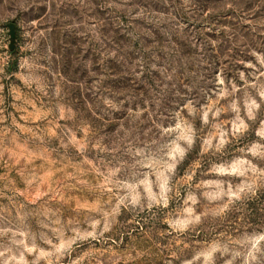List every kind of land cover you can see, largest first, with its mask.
<instances>
[{"label":"rangeland","instance_id":"rangeland-1","mask_svg":"<svg viewBox=\"0 0 264 264\" xmlns=\"http://www.w3.org/2000/svg\"><path fill=\"white\" fill-rule=\"evenodd\" d=\"M0 264H264V0H0Z\"/></svg>","mask_w":264,"mask_h":264},{"label":"water","instance_id":"water-1","mask_svg":"<svg viewBox=\"0 0 264 264\" xmlns=\"http://www.w3.org/2000/svg\"><path fill=\"white\" fill-rule=\"evenodd\" d=\"M7 28H8V36L10 40V44L8 48L10 51L14 52L15 51V40H16L15 25L13 23L7 24Z\"/></svg>","mask_w":264,"mask_h":264}]
</instances>
